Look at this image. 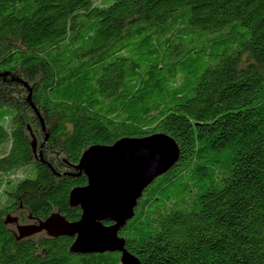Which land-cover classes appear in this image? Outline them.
<instances>
[{
	"label": "trees",
	"instance_id": "16d2710c",
	"mask_svg": "<svg viewBox=\"0 0 264 264\" xmlns=\"http://www.w3.org/2000/svg\"><path fill=\"white\" fill-rule=\"evenodd\" d=\"M154 133L179 158L125 248L139 264H264V0H0V264H121L70 253L69 236L17 241L3 220L20 204L77 220L86 177L64 173L83 150Z\"/></svg>",
	"mask_w": 264,
	"mask_h": 264
},
{
	"label": "water",
	"instance_id": "95a60500",
	"mask_svg": "<svg viewBox=\"0 0 264 264\" xmlns=\"http://www.w3.org/2000/svg\"><path fill=\"white\" fill-rule=\"evenodd\" d=\"M16 81L26 85L19 79ZM28 90L31 91V87ZM26 99L45 132L44 121L31 102L30 94ZM30 145L35 157L39 156L49 165L42 158L41 149L37 154L38 143L32 133ZM178 158L177 142L165 133L122 137L110 145H91L72 165L74 173H64L83 174L86 177V184L73 187L68 195L69 206L80 208L77 220H68L57 209L45 218H35L26 209L28 222L22 223L20 217L11 215L13 211L5 215L3 222L17 241L39 236H69L73 238L70 253L118 252L121 264H139L137 258L125 248V239L119 236V231L133 217L144 189L157 176L169 170ZM20 206L16 210L24 208L22 204Z\"/></svg>",
	"mask_w": 264,
	"mask_h": 264
},
{
	"label": "rangeland",
	"instance_id": "374dc122",
	"mask_svg": "<svg viewBox=\"0 0 264 264\" xmlns=\"http://www.w3.org/2000/svg\"><path fill=\"white\" fill-rule=\"evenodd\" d=\"M25 97H26V93L23 94V98H25ZM27 121H28V124H29V130L27 129V133H28L30 138H31V133H32L35 136V138L37 139V143H38V145H37L38 146L37 147V153H38L39 145H40V143L43 140L42 135L40 134L39 129L32 122H30V118L27 119ZM0 202L1 203H5L6 202L5 198L1 199ZM11 215H15V216L20 217L19 219H20V221L22 223H25L27 221V211L24 208L22 210H20V211H18V210L13 211L11 213ZM10 227L14 228L12 225H10Z\"/></svg>",
	"mask_w": 264,
	"mask_h": 264
},
{
	"label": "flooded vegetation",
	"instance_id": "af4514ba",
	"mask_svg": "<svg viewBox=\"0 0 264 264\" xmlns=\"http://www.w3.org/2000/svg\"><path fill=\"white\" fill-rule=\"evenodd\" d=\"M18 207H21V206L18 205L15 209H11V210L9 209V212H10V211H11V212H12V211H15ZM18 211H19V210H18Z\"/></svg>",
	"mask_w": 264,
	"mask_h": 264
}]
</instances>
